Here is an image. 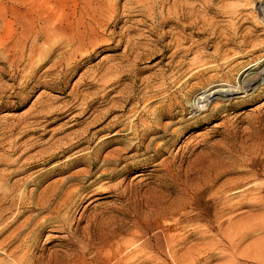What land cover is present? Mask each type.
<instances>
[{"label":"rangeland","instance_id":"374dc122","mask_svg":"<svg viewBox=\"0 0 264 264\" xmlns=\"http://www.w3.org/2000/svg\"><path fill=\"white\" fill-rule=\"evenodd\" d=\"M105 1L92 38L65 47L70 25L35 63L3 53L0 11V264H264V84L237 86L264 76L259 0Z\"/></svg>","mask_w":264,"mask_h":264},{"label":"bare ground","instance_id":"6f19581e","mask_svg":"<svg viewBox=\"0 0 264 264\" xmlns=\"http://www.w3.org/2000/svg\"><path fill=\"white\" fill-rule=\"evenodd\" d=\"M108 1H110V0H108ZM8 2L10 3V5H8L9 4ZM70 2H71L70 0H7V1L0 0V11L1 10H2V12L8 11L10 16L14 19V21L17 23L18 28H19V31L17 32V29L13 25L9 26L7 24V23H10V21L5 23L7 25V27L9 26L8 30L12 31V36L10 35L11 40L9 42L7 41L8 43L4 45L3 53H5L7 58L10 56H13V57L18 56L20 59H22L24 57V55H26L27 50H29L31 63H35V61H42V60L46 59L49 56V54L52 51L55 44L61 42L60 41L61 39L59 37H58L59 40H57V36H58L57 34L61 31H63L64 29H66L67 27H69L70 25L72 26L73 24H75L74 25L75 31H74V33H72V37L68 36L69 38L68 37H67L68 39L66 38L67 41L65 42V47H69V49H71V48L77 49V48H80L82 45H84V42L85 43L87 42L86 39L92 38V36L94 35L93 29L95 27V26L93 27V24L96 25L97 23L102 21L100 19L103 17L104 12L109 10V8L105 5V4H107V2L105 0H82V6H81L78 14L75 13L76 9H77L76 6L72 7L70 5L71 4ZM257 3H259V7H258L259 10H261L262 20L261 19L260 20L264 22V0H259V1H257ZM251 4H255V0H252ZM253 6H256V5H253ZM111 8L114 9L113 4H112ZM112 9H111V11H112ZM58 11H60L59 14H57ZM113 11H116V10H113ZM0 14H2V13H0ZM72 15H75V21L74 22L70 21V17ZM179 16H177V18ZM86 17L88 19H90V22H88L89 20L88 21L85 20V19H87ZM182 18L187 19L188 16H183ZM5 21H7V19H5ZM86 21L88 23H86ZM96 26H98V25H96ZM82 27L84 28L83 30H82ZM99 28H100V26H99ZM5 30H6V28H5ZM9 32L10 31H8L7 33H9ZM72 32H73V30H72ZM30 40H31V43L29 45L28 42ZM88 42H89V40H88ZM261 49H263V47ZM13 57L11 60L12 62L14 61ZM10 64H11V62H10ZM34 65H33V67L31 66L32 70H31L30 75L28 77L30 80H34L35 76H36V71H35L36 65L35 66ZM255 69L256 68L250 69V67L246 68L243 72L244 75H242L243 73L241 74V80L239 77V83L237 84V86L239 85L242 87L241 91H243L245 93V96L248 95V93L250 91L251 92L256 91V88H259L261 85L263 86V84H264V76H261L257 71L258 69H256V70ZM227 76H228V74H227ZM228 78H229V76L227 77V79ZM227 82H229V81H227ZM244 84H246V85H244ZM236 92H237L236 94L241 93L240 90H238ZM250 94H252V93H249V95ZM163 111L165 112V109ZM154 113H157V112H154ZM155 118H157V117H155ZM141 122H142V120H141ZM143 122H145L144 128L142 127L143 133L147 134V132H151V131L155 132V133H160L161 129L158 127L159 123L155 119H147V120H143ZM154 123H155V125H154ZM118 125H119V122H115V123H113L112 126L114 127V126H118ZM109 127H110L109 124L108 125L98 124L96 126L97 130H95L94 133L95 134L104 133L108 130ZM124 129H125V127H124ZM112 134L113 135L118 134V131L113 132ZM160 136L161 135H157L156 137L160 138ZM100 138L101 139H99V141L105 139L104 137L103 138L100 137ZM74 147L75 146L65 148L60 153L55 154L54 156H52L49 159L47 158L48 160L46 159L45 162H50L52 160L61 158L62 157L61 153L69 152ZM81 150L82 149L77 150L76 152H81ZM83 154H84V152L80 153L78 155L80 157L75 156L77 158H75V157H70L72 159L68 158L70 160H69L68 164H66V168L59 167V165H60L59 162H54V164L50 168H53L52 169L53 173L55 171H58V170H60V173L67 172L74 164H76L80 161H84L85 158L82 157ZM68 159H66V160H68ZM111 170H113V169H111ZM84 175L87 179H90L92 176V174L89 173L88 171L84 172ZM104 175H106V174L102 173L98 176V178L101 176H104ZM143 175H144V173H139L134 178H137V177L143 176ZM33 181L35 182L36 180H33ZM90 184H93V180L89 183V185ZM57 185L58 184L56 182H54L51 186H49L43 192H46V191L52 189V191L54 193L56 191ZM81 188H83V187H81ZM68 189L69 190L66 191L65 193H63V194L61 193L62 194L61 200H60L61 203L62 202L65 203L67 200H70L73 197V194H75V193H73V191L70 188H68ZM74 192H76V191H74ZM53 193L48 195V196H41V197H39V199L37 198L38 200H36L35 203H33L34 207L35 208L37 207L40 209H45L47 207L48 202L51 199L50 197L53 195ZM41 194H43V193H41ZM263 197H264V195H263ZM249 227H251V226H249ZM258 227H260L262 230L264 229V220L261 223V226H258ZM262 245H264V242H263V244L260 242V245L258 244L257 248L261 249L263 247ZM254 258L258 259V260L264 259V257L260 256V255H255Z\"/></svg>","mask_w":264,"mask_h":264}]
</instances>
